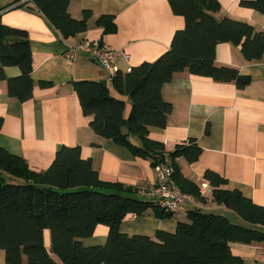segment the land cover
Masks as SVG:
<instances>
[{"label": "trees", "instance_id": "trees-1", "mask_svg": "<svg viewBox=\"0 0 264 264\" xmlns=\"http://www.w3.org/2000/svg\"><path fill=\"white\" fill-rule=\"evenodd\" d=\"M32 1L65 37L87 27L90 12L84 11L79 19L71 17L69 0ZM167 2L174 14L184 18V26L174 32L169 49L152 62L144 61L127 73L115 72L111 77L115 90L130 99L126 118L124 100L112 95L100 81L78 80L73 86L82 113L92 115L90 126L95 133L125 145L152 165L168 155L180 189L204 203L206 199L200 196L198 185L182 175L174 160L183 157L192 163L200 148L196 144L177 145L166 152L163 143L147 136L149 126H165L171 111V104L162 98L161 87L174 74L187 70L216 81L233 80L242 88L249 76L231 66L215 65V46L230 42L240 46L247 60H259L264 56V31L228 17L216 19L213 13L220 10L218 0ZM239 4L264 14V0H240ZM96 24L104 32L116 30L110 14L99 15ZM0 64L1 78L3 66L15 65L20 70L18 76L6 79L7 93L19 101L30 98L33 82L27 32L1 21ZM2 122L0 116V128ZM124 126L126 133L122 132ZM129 135L137 136L141 145L130 143ZM11 176L23 182H10ZM203 178L211 186L216 204L264 228V206L253 203L238 190L222 189L226 179L210 169L204 171ZM135 190L120 182L102 180L91 160L80 155L79 146L62 145L43 172L31 170L23 157L0 146V248L5 264H23V257L27 264H57L55 257L62 264H245L232 253L229 243L264 241V229L244 228L223 214L200 207L187 210L188 220L178 221L174 232L157 230L154 238L125 234L120 225L128 214L143 215L150 209L158 218L173 215ZM99 224L107 227L105 242L84 245L81 239L91 236ZM45 229L49 231V248L43 241Z\"/></svg>", "mask_w": 264, "mask_h": 264}, {"label": "crops", "instance_id": "crops-1", "mask_svg": "<svg viewBox=\"0 0 264 264\" xmlns=\"http://www.w3.org/2000/svg\"><path fill=\"white\" fill-rule=\"evenodd\" d=\"M18 1L0 0V21L27 32L33 88L31 97L25 101L10 96L6 79L18 76L20 70L15 65L2 67L0 146L23 157L35 172L45 171L62 145L79 146L80 155L91 160L92 168L104 181L131 186L136 194L156 183L155 165L149 159L136 156L125 145L93 131L92 115L82 113L73 82L105 80L109 92L124 100L125 118L131 107L128 95L115 90L111 72L89 55L76 52L69 58L68 52L84 39H98L106 47L129 54L128 59L119 55L115 60L116 72L127 73V67L152 62L169 49L174 32L184 26L183 16L174 14L167 0H69L67 10L71 17L79 19L84 11L90 12V16L85 30L65 37L32 0L25 4ZM218 1L220 10L213 13L216 19L228 17L264 31V14L260 11L240 5V0ZM102 14L114 16V32H104L96 24V18ZM214 63L236 68L240 74L249 76V82L238 88L233 80L216 81L187 70L174 74L161 87L162 98L171 104L166 124L149 126L147 136L163 143L166 152L177 145L196 144L200 148L197 160L192 163L183 157L174 159L182 175L198 188L200 183H208L203 173L210 169L226 179L222 189L238 190L253 203L264 206V56L249 61L240 46L220 42L215 46ZM40 81L51 84L43 86ZM122 132H127L125 126ZM128 139L133 145H141L135 135H129ZM198 204L209 206L208 211L229 214L226 217L230 222L244 228L264 229L216 204L212 195ZM192 207L183 204L168 218H158L150 209L143 215L128 214L120 230L128 235L152 238L157 230L174 232L178 221L188 220L186 212ZM106 236L107 227L99 224L91 236L81 241L86 246L102 245ZM43 239L49 248L48 229L44 230ZM229 244L232 253L245 264H264V241ZM55 259L57 264H62ZM0 264H5L1 248ZM23 264H27L26 257Z\"/></svg>", "mask_w": 264, "mask_h": 264}, {"label": "built area", "instance_id": "built-area-1", "mask_svg": "<svg viewBox=\"0 0 264 264\" xmlns=\"http://www.w3.org/2000/svg\"><path fill=\"white\" fill-rule=\"evenodd\" d=\"M29 0H19L18 4H25ZM76 52H83L93 60L97 61L100 66L109 70L113 75L117 67L115 66L116 58L121 55L125 59L129 58V54L121 49L106 47L100 43L98 39H84L78 44L72 46L68 52L69 58H73ZM131 67H127L126 72L130 71ZM157 172L156 183L149 185L145 189H140L138 195L146 197L151 200L155 205L173 213L176 209L183 204H193L194 206L210 209L205 204H198L200 201L192 193L180 189L174 179V168L169 160L166 158L155 164ZM199 194L205 199H209L211 195V186L206 183L199 184Z\"/></svg>", "mask_w": 264, "mask_h": 264}, {"label": "rangeland", "instance_id": "rangeland-1", "mask_svg": "<svg viewBox=\"0 0 264 264\" xmlns=\"http://www.w3.org/2000/svg\"><path fill=\"white\" fill-rule=\"evenodd\" d=\"M10 182H13V183H22L23 182V180L21 179V178H18V177H14V176H11V180H10ZM205 202V201H204ZM191 206H193V207H197V206H194L193 204H190ZM181 206V205H180ZM179 206V207H180ZM179 207L176 209V211H174L173 213H177L178 212V210H179ZM204 211H206V210H204ZM216 212H218V211H216ZM226 216H230L229 214H227Z\"/></svg>", "mask_w": 264, "mask_h": 264}, {"label": "water", "instance_id": "water-1", "mask_svg": "<svg viewBox=\"0 0 264 264\" xmlns=\"http://www.w3.org/2000/svg\"><path fill=\"white\" fill-rule=\"evenodd\" d=\"M105 82H106L105 80H101V81H100V83H102V84H104V85H105Z\"/></svg>", "mask_w": 264, "mask_h": 264}]
</instances>
